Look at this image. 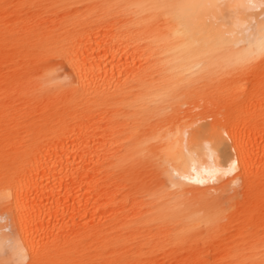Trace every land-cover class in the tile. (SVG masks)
<instances>
[{"label":"bare ground","instance_id":"6f19581e","mask_svg":"<svg viewBox=\"0 0 264 264\" xmlns=\"http://www.w3.org/2000/svg\"><path fill=\"white\" fill-rule=\"evenodd\" d=\"M261 23L0 0V264H264Z\"/></svg>","mask_w":264,"mask_h":264},{"label":"snow or ice","instance_id":"6c2138e0","mask_svg":"<svg viewBox=\"0 0 264 264\" xmlns=\"http://www.w3.org/2000/svg\"><path fill=\"white\" fill-rule=\"evenodd\" d=\"M248 7L255 9L259 7L261 10H264V0H248ZM257 43H256V52L254 55H261L264 56V23H261V25L257 29ZM172 175L176 178L187 180L188 177H180L178 172L172 173Z\"/></svg>","mask_w":264,"mask_h":264}]
</instances>
